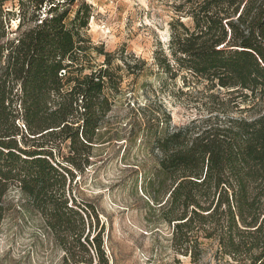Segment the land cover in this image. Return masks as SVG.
<instances>
[{"label":"trees","instance_id":"trees-1","mask_svg":"<svg viewBox=\"0 0 264 264\" xmlns=\"http://www.w3.org/2000/svg\"><path fill=\"white\" fill-rule=\"evenodd\" d=\"M8 1L0 0V224L16 190L66 252L63 264H92L89 250L107 264L102 228L91 235L97 216L71 185L90 166L119 68L84 38L90 7L80 4L67 22L59 0H17V12ZM177 9L192 26L170 23V58L155 59L202 85L201 113L175 127L163 110L131 108L125 141L140 140L154 158L144 192L173 226L177 254L197 262L206 239L233 264H264V0H186Z\"/></svg>","mask_w":264,"mask_h":264},{"label":"rangeland","instance_id":"rangeland-1","mask_svg":"<svg viewBox=\"0 0 264 264\" xmlns=\"http://www.w3.org/2000/svg\"><path fill=\"white\" fill-rule=\"evenodd\" d=\"M185 1L78 0L73 6L58 1V13L69 9L67 22L80 4L90 7L84 38L111 54V67L119 68L117 74L122 79L118 92H105L112 104L111 112L101 121L97 133L100 141L91 150L90 166L75 174L71 185L74 198L97 216L99 226L91 218V235L95 227L96 231L102 228L101 249L107 264H233L217 254L213 240H198L201 257L195 263L175 252L173 226L161 221L158 206H152L144 192L154 158L140 140L133 144L125 141L135 117L131 108L163 110L175 127L201 113L197 91L202 85L184 73L175 77L166 73L155 59L163 55L170 58V23L180 19L185 26H192L190 18L177 9ZM7 7L17 12V0H9ZM15 25L11 23L12 30ZM85 56L93 59L94 67L104 60L94 51H86ZM181 76L186 78L187 87ZM190 86L195 87L192 90ZM63 153L67 155L65 149ZM7 202L10 210L0 224V264H63L66 252L40 215L22 207L24 202L16 190L8 194ZM89 254L92 264H96L94 251L89 250ZM88 258L84 253V260Z\"/></svg>","mask_w":264,"mask_h":264}]
</instances>
